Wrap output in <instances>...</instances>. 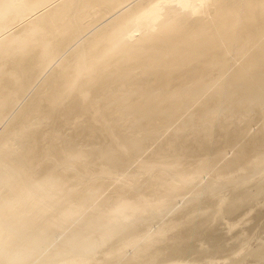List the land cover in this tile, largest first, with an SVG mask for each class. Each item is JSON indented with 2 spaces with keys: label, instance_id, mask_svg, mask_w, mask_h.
I'll return each mask as SVG.
<instances>
[{
  "label": "bare ground",
  "instance_id": "6f19581e",
  "mask_svg": "<svg viewBox=\"0 0 264 264\" xmlns=\"http://www.w3.org/2000/svg\"><path fill=\"white\" fill-rule=\"evenodd\" d=\"M101 6L111 13L105 23L75 31ZM32 14L0 40V264H39L36 255L53 264L49 254L94 263L73 235L105 215L107 238L121 239L103 241L95 264L176 256L193 264L208 255L194 244L211 223L196 221L209 204L173 216L264 175V0H0V38ZM44 119L47 147L39 148L42 135L30 127ZM15 135L24 140L13 147ZM142 172L153 177L135 193L140 181L124 176ZM262 194L264 178L235 194L221 219ZM120 206L136 213L133 223ZM180 226L188 231L168 236ZM207 236L214 246L221 239Z\"/></svg>",
  "mask_w": 264,
  "mask_h": 264
},
{
  "label": "rangeland",
  "instance_id": "374dc122",
  "mask_svg": "<svg viewBox=\"0 0 264 264\" xmlns=\"http://www.w3.org/2000/svg\"><path fill=\"white\" fill-rule=\"evenodd\" d=\"M47 10L48 9H45L41 11V13L47 12ZM88 14H89L88 17L90 16V18L85 19L82 23L77 25V27L75 28V31L79 30L80 32L82 31L83 33H85V35H89L93 31H95L94 29L96 28V26H94L92 29H88L89 26L91 25L90 22L92 20H94L93 22L95 23L100 22L99 24L105 23L108 20L109 16L111 15L107 6L93 8ZM101 17H104L105 19L101 21L100 19ZM34 18L35 16L32 14L31 17H29L28 19L17 22V24L10 27V29H8L3 34L0 40H3L6 37H9L17 33L19 29H21L27 22L32 21V19ZM68 50L63 53L62 60L65 59V55L68 53ZM41 82L37 86H39ZM215 103L216 101L214 100L212 105H214ZM235 121L238 124L241 123L242 117H235ZM49 124H50V121L47 119H44L42 121H39L38 123H35V125L30 127L32 129H38L39 133L42 135V139H40L39 141V148L42 147V145L47 147V143H46L47 135L45 134H48ZM23 140H24L23 136L15 135L14 139L11 140L10 145L12 144L13 147H15L16 142L18 141L21 142ZM52 164L50 162H47L41 165H48L49 167V166H52ZM162 173L167 174V172L165 171H162ZM124 177L134 182L140 181L141 184L138 187L134 188L133 190V192L137 193L138 191L142 189V185L145 184L150 178L153 177V173L142 172V173H137L135 175H127ZM263 178H264L263 173L255 172L253 173V177L251 178V180L248 183H246V185L244 184L226 185L225 188L223 187L220 190H217V192H215L209 200H204L205 199L204 196L198 197L195 199V201H193V203L192 202L189 203L191 205L187 204V206L182 208L180 211H178L173 216L175 218H179L180 216L187 217L188 215L194 214L196 209L200 207L202 203L209 204L208 208L210 209L209 210L210 214H207V215L203 214L204 216H202V218L200 216H197L200 218H196V221L198 219L200 221V219H203L204 217L208 219L210 216L209 220L211 219V223L208 229L201 234V237L194 244V247L196 250H198L201 253H204V252L208 253V255L195 256L194 258H192L193 264H264V194H262V196L260 197V200L258 199L259 201L255 202V204H253L251 207L248 206V202H247V204L246 203L243 204L244 208L242 207L243 206L242 204L239 205L241 207H236V209L234 208V210L236 211H234V213L231 215L232 220L230 219V217H228V219L231 221L221 219L220 217V215L225 212L228 206V202L232 199V197L235 196V194L243 192V191H247V189L251 190V189L258 187L261 184V180ZM92 180L93 179L91 178H84V183L89 184L92 182ZM194 185L199 187L201 186V183L198 180H196ZM258 202H260L261 206L259 204L258 205L259 207L257 206L258 207L257 208L256 204H258ZM249 203H250L249 205L252 204L250 201ZM238 204L239 203H236L237 206ZM144 206H145L144 204L141 206H138V208L134 209V211L143 212V210L145 209ZM128 209L129 208L126 206H120L118 207L116 211L118 214L122 216H126L128 214L127 222L133 223L136 220V215H135L136 213H133V211H131L130 213H127ZM239 210L241 211L239 212ZM77 216H80V213L77 214ZM154 218L155 217L152 214L151 219H154ZM163 218H164L163 220L167 219V221L171 219V218H167L166 215L163 216ZM102 223L103 225L113 224L111 218L107 215L103 217ZM234 224H237V225L235 226ZM103 225H100L99 227H92L90 225L85 224L81 230L75 232V234L73 235V238H78V239H81L83 242H85L88 253L94 256L95 262L88 263V264H95L102 257V254L100 253V246L103 241H106L108 244L111 243V245L113 246L120 243L121 237L115 236L114 239H111V240L107 238L108 233ZM143 226H145V223L141 222V227L143 228ZM188 226L191 227L192 225H188ZM182 227L180 226L179 227L180 229L177 228L178 229L177 231L175 229V231L174 232L172 231L171 233H169L168 236L172 237L171 234L174 235L173 233H175L174 236L179 235L180 230H181L180 233L182 232L185 233L186 231H188L187 227H183L186 230L183 229ZM122 233H126V229L122 230ZM217 233L220 235V237L219 235L216 236ZM207 234H212V237L214 236L216 238L218 237V239L219 238L221 239L220 241L218 240V244L214 246L212 245V242H211L213 238L212 239L210 238L211 239L210 240ZM60 240H61V236H56L53 238L52 243L59 244ZM222 245L223 247L224 245L226 247H224L223 249ZM74 247L75 246L73 244H69L67 249H72ZM219 247H222L221 248L222 250H220ZM148 251H149L147 252L148 256L152 255L155 252L153 251V249H150ZM48 259H52L53 264H67V263L60 262L61 255L49 254ZM189 260L185 258H179L176 256L173 259L159 261L158 264L160 263L180 264L176 262L178 261L188 262ZM35 262L39 264H43L41 262V258H39V255L35 256ZM107 262L108 264L110 263L109 261L106 260V262L102 264H107ZM3 264H5V261ZM21 264H28V261H25Z\"/></svg>",
  "mask_w": 264,
  "mask_h": 264
}]
</instances>
